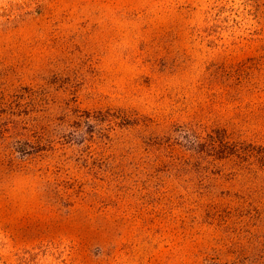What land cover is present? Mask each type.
Listing matches in <instances>:
<instances>
[{"label":"rangeland","instance_id":"374dc122","mask_svg":"<svg viewBox=\"0 0 264 264\" xmlns=\"http://www.w3.org/2000/svg\"><path fill=\"white\" fill-rule=\"evenodd\" d=\"M0 264H264V0H0Z\"/></svg>","mask_w":264,"mask_h":264}]
</instances>
